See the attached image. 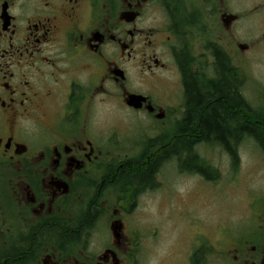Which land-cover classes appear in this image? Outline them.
I'll use <instances>...</instances> for the list:
<instances>
[{
  "label": "flooded vegetation",
  "instance_id": "1",
  "mask_svg": "<svg viewBox=\"0 0 264 264\" xmlns=\"http://www.w3.org/2000/svg\"><path fill=\"white\" fill-rule=\"evenodd\" d=\"M254 15L264 0H0V264L140 262L126 219L173 167L202 175V118ZM262 204L245 238L166 264H264Z\"/></svg>",
  "mask_w": 264,
  "mask_h": 264
},
{
  "label": "rangeland",
  "instance_id": "2",
  "mask_svg": "<svg viewBox=\"0 0 264 264\" xmlns=\"http://www.w3.org/2000/svg\"><path fill=\"white\" fill-rule=\"evenodd\" d=\"M260 19L261 15H254L252 25H238L241 41L248 42L251 48L247 53L238 51L234 60L243 85V98L255 111L264 107V38L261 39L264 26ZM234 144L235 166L224 146L198 147L200 159L219 178L178 173L173 167L163 173L162 185L154 190V197L143 199L137 212L127 217V222L132 219L139 230L137 242L142 252L137 264H166L172 249L191 245L199 238V243L207 244L210 240L213 244H224L229 242L226 238L229 232L246 237L254 225L252 213L256 215L263 210L264 153L250 136L245 135Z\"/></svg>",
  "mask_w": 264,
  "mask_h": 264
},
{
  "label": "trees",
  "instance_id": "3",
  "mask_svg": "<svg viewBox=\"0 0 264 264\" xmlns=\"http://www.w3.org/2000/svg\"><path fill=\"white\" fill-rule=\"evenodd\" d=\"M224 64L225 61L223 60ZM234 77L229 72H223L221 75V84L216 88L219 95L218 102L216 104L213 102L210 113L202 118L205 132L204 142L231 149L235 146L234 141L238 144L246 135L255 139L264 152V107L255 111L252 121H247L242 112L244 109L241 110V104L245 99L239 87V73H237L236 78ZM203 94L206 98L210 95L209 93ZM200 95L201 93L197 91V95L192 97L199 103L202 101ZM193 127L198 128L196 124H193ZM211 135L215 137H209ZM193 157H189V162L193 160ZM207 164L205 160L200 159L196 170L207 179L215 180L218 174L212 171L210 165ZM182 168L185 170L184 166Z\"/></svg>",
  "mask_w": 264,
  "mask_h": 264
}]
</instances>
